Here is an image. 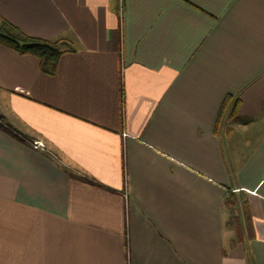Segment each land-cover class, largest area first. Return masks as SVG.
I'll list each match as a JSON object with an SVG mask.
<instances>
[{
  "label": "crops",
  "instance_id": "crops-1",
  "mask_svg": "<svg viewBox=\"0 0 264 264\" xmlns=\"http://www.w3.org/2000/svg\"><path fill=\"white\" fill-rule=\"evenodd\" d=\"M0 18L62 51L48 75L0 44V264H264V0H0Z\"/></svg>",
  "mask_w": 264,
  "mask_h": 264
},
{
  "label": "trees",
  "instance_id": "trees-1",
  "mask_svg": "<svg viewBox=\"0 0 264 264\" xmlns=\"http://www.w3.org/2000/svg\"><path fill=\"white\" fill-rule=\"evenodd\" d=\"M59 43L60 40L45 41L38 38L28 37L0 18V44L10 48L19 55H31L36 57L39 60L40 70L45 74L53 75L55 72L58 58L62 54ZM224 104L226 105V103H223L221 106L217 118V124L220 123L226 115L231 116L236 110L237 102L235 103V106L230 109ZM0 128L4 131H8L1 125ZM81 180L83 182H88L86 179ZM225 208L230 217L227 227H230L233 231L234 240L237 242L244 240V231L241 223L246 217H248L245 207L243 210H240L234 195H229L225 200ZM245 233L247 235L246 230Z\"/></svg>",
  "mask_w": 264,
  "mask_h": 264
},
{
  "label": "built area",
  "instance_id": "built-area-1",
  "mask_svg": "<svg viewBox=\"0 0 264 264\" xmlns=\"http://www.w3.org/2000/svg\"><path fill=\"white\" fill-rule=\"evenodd\" d=\"M32 147L34 149H42V144L40 142H33Z\"/></svg>",
  "mask_w": 264,
  "mask_h": 264
},
{
  "label": "rangeland",
  "instance_id": "rangeland-1",
  "mask_svg": "<svg viewBox=\"0 0 264 264\" xmlns=\"http://www.w3.org/2000/svg\"><path fill=\"white\" fill-rule=\"evenodd\" d=\"M0 108H1V105H0ZM227 237H228L229 239H231V233H230V232H227ZM229 239H228V241H229Z\"/></svg>",
  "mask_w": 264,
  "mask_h": 264
}]
</instances>
